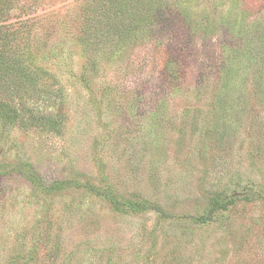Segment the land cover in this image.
Masks as SVG:
<instances>
[{
    "label": "rangeland",
    "instance_id": "obj_1",
    "mask_svg": "<svg viewBox=\"0 0 264 264\" xmlns=\"http://www.w3.org/2000/svg\"><path fill=\"white\" fill-rule=\"evenodd\" d=\"M84 1L21 0L11 14L53 50L41 63L58 82L50 96L36 86L37 107L64 114L61 132L0 124V264H264V53L228 84L201 14L234 2L251 18L264 0H166L165 23L93 66ZM34 171L71 185L46 192ZM234 190L229 210L194 222Z\"/></svg>",
    "mask_w": 264,
    "mask_h": 264
},
{
    "label": "trees",
    "instance_id": "obj_2",
    "mask_svg": "<svg viewBox=\"0 0 264 264\" xmlns=\"http://www.w3.org/2000/svg\"><path fill=\"white\" fill-rule=\"evenodd\" d=\"M20 1L0 0V124L61 132L63 106L58 105L55 111L40 109L35 102L38 99L33 97L39 84L43 92L50 96L51 87L58 82L54 80L55 73L41 63L52 58L50 54L53 50L42 51L49 44L42 42L37 36L29 17L13 20L12 11L18 7ZM166 6H169L166 0H85L81 6L78 41L84 48L91 47L95 51L94 54L85 55V60L91 61L93 66L101 49L110 54L115 49H128L141 44L143 38L150 35L152 25L158 21H167ZM234 6L235 3L230 2L229 5L225 3L223 8L215 7L208 12H201L205 21L203 32L207 30V38H219L223 68L229 69L228 84H232V80L240 76L243 69H252L251 72L254 69V74L256 73L257 69L251 63H256L254 48L258 44L264 53V8L253 12V17L247 18L246 13L251 11L250 9L247 10L243 6L239 10ZM186 8L177 4L173 17L191 27L192 17ZM170 25V22H166L165 26ZM245 63L250 65L243 68ZM88 71L89 69L81 71L80 77L85 83L88 81ZM258 74L254 77L258 78L263 73L258 71ZM52 89L54 90V87ZM57 92L60 93L61 89ZM1 168L2 165L0 174L4 172L3 174L7 175L6 169ZM37 176L35 171L29 172L28 178L39 186L37 188L46 189V192L60 188L61 185H71L68 181L61 180L53 181L50 186L39 184ZM244 192L249 195L253 193V189L247 187ZM239 195L242 193L237 190L231 195L223 194L206 214L195 217L194 222L213 220L218 217V211L223 214V211L229 210L237 202ZM132 204L134 207L139 205ZM180 228H183V225ZM184 229L190 230L189 227Z\"/></svg>",
    "mask_w": 264,
    "mask_h": 264
}]
</instances>
